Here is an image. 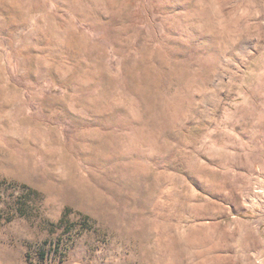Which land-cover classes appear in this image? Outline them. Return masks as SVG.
I'll return each mask as SVG.
<instances>
[{"label":"rangeland","instance_id":"obj_1","mask_svg":"<svg viewBox=\"0 0 264 264\" xmlns=\"http://www.w3.org/2000/svg\"><path fill=\"white\" fill-rule=\"evenodd\" d=\"M0 264H264V0H0Z\"/></svg>","mask_w":264,"mask_h":264}]
</instances>
